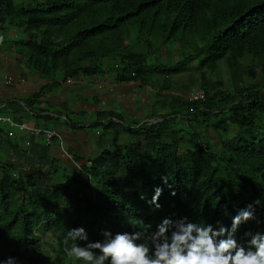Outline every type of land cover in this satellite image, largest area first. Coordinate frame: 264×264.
Instances as JSON below:
<instances>
[{
  "label": "trees",
  "instance_id": "obj_1",
  "mask_svg": "<svg viewBox=\"0 0 264 264\" xmlns=\"http://www.w3.org/2000/svg\"><path fill=\"white\" fill-rule=\"evenodd\" d=\"M0 25L20 33L15 52L47 88L58 83V71L63 79L138 82L137 91L148 85L147 93L161 99L153 98L154 106L163 105L121 127L131 143L100 147L82 163L85 175L76 172L68 183L60 181L65 175L54 179L55 159L36 170L0 162V261L85 264L64 251L71 229L84 228L95 242L105 231L147 236L164 219L230 228L250 204L255 219L236 239L247 247L246 233L264 235V0H0ZM152 45L169 64L147 63ZM220 64L240 86L222 89ZM257 66L259 78L244 81ZM190 70L198 76L188 75L189 91L202 89L203 99H182L166 81ZM36 100L25 105L31 109ZM109 115L100 124L105 130L120 122L119 113ZM157 187L158 209L149 203Z\"/></svg>",
  "mask_w": 264,
  "mask_h": 264
},
{
  "label": "crops",
  "instance_id": "obj_2",
  "mask_svg": "<svg viewBox=\"0 0 264 264\" xmlns=\"http://www.w3.org/2000/svg\"><path fill=\"white\" fill-rule=\"evenodd\" d=\"M19 35L20 33L13 29L0 28V37H3L0 43V113L34 127H39L35 123L41 119H50L54 122L52 129L59 135L62 144H59V139H54L49 146H44L35 141L31 134L22 133L16 127H11L13 135L7 137L3 132L7 133L10 128L1 125L0 152L5 153V159L16 167L45 169L55 159L59 164L73 170L76 164L81 165L92 154L96 155L100 147L106 146L96 139L94 146L98 151L90 150L88 145L93 138H89L85 131L88 125L93 127V135L97 138V135L102 133L100 131L97 134L98 127L112 118L109 113L115 112L117 107L131 117L141 119L145 116V111H139V108L143 106L146 110L150 109L149 93L137 91V85L124 94L120 85L115 86L116 82L110 81H94L81 85L57 83L52 89L47 88V80L23 65L10 43L5 46L4 36L18 38ZM102 84L107 86V93H103ZM139 96L145 101H138ZM30 98L37 99L31 109L25 105ZM109 101L113 102V105L104 108V104ZM93 113L96 123L90 121Z\"/></svg>",
  "mask_w": 264,
  "mask_h": 264
},
{
  "label": "clouds",
  "instance_id": "obj_3",
  "mask_svg": "<svg viewBox=\"0 0 264 264\" xmlns=\"http://www.w3.org/2000/svg\"><path fill=\"white\" fill-rule=\"evenodd\" d=\"M2 41L3 37H0V43ZM53 80L59 84L79 85L89 82L94 83V81L100 82L93 77H85L80 74L63 79L61 71L57 72ZM0 114L10 117L4 113ZM12 120L15 123L24 124L14 119ZM1 124L9 128H18L4 122ZM24 125L27 126V129L20 130L18 128V130L31 134L37 142H41L40 140L43 139L41 143L44 146H49L54 139H59V144H62L59 135L53 129ZM29 128L49 129L54 132V135L47 142L45 137H35ZM7 134L8 137H11L13 135L12 130L8 129ZM110 145H113V143ZM56 163L59 164L58 162ZM81 165L76 164L72 171L79 172L80 175L85 174L81 169ZM59 170L60 168L57 169L56 173ZM55 174L54 179L66 175L63 170H61L59 175ZM164 182L167 184V178H164ZM162 191L161 188L157 187L149 202L151 205H155L157 209L160 208L158 200ZM171 194L175 195V192L173 191ZM259 203V200L254 202L255 205H259ZM253 219H255L254 206L250 204L233 217L230 228L221 225L218 229H214L210 224L201 225L189 222L187 217L177 221L164 219L156 226L157 230L148 233L147 236L142 230L132 233H116L115 235L105 231L103 233L104 240L95 242L89 240L87 232L81 227L69 230L63 240V245L64 251L69 257L84 261L85 264H106V262H109V264H264V235L246 233L245 235L250 237L247 241V247L239 244L236 239L239 227ZM132 226L135 228V225ZM151 227V224L146 225L147 229H151ZM145 239L150 242V245L149 243L139 242ZM70 241L71 244L69 246ZM81 242H83L82 245ZM0 264H16V259L8 257L6 260L0 261Z\"/></svg>",
  "mask_w": 264,
  "mask_h": 264
},
{
  "label": "rangeland",
  "instance_id": "obj_4",
  "mask_svg": "<svg viewBox=\"0 0 264 264\" xmlns=\"http://www.w3.org/2000/svg\"><path fill=\"white\" fill-rule=\"evenodd\" d=\"M134 36H135V32L132 33V38L135 41ZM4 38H5V46H9V43H10V47L11 48H13V46H15L14 41L17 40L16 37L15 38H9L7 36H4ZM169 49H170V60L171 61L175 60L177 58L176 57V52H174L171 47ZM160 53H162V54H160ZM149 54H150V57L147 58V63L148 62L149 63L153 62L154 64H158V63L169 64L170 63L169 61H165V57L162 56V55H164V52L162 51V48H158L157 50H155V46L153 47V45H152L151 49L149 50ZM159 54H160V56L158 57ZM166 59L169 60L167 57H166ZM220 66L222 67V69L219 70V72L221 73V76L219 77V80L222 81V84H223L222 85V89L227 90V89H232V88H234V87H236L238 85L240 86V81H237V80H235L237 82H235L234 84L231 85V79L229 78V76H227L225 74V71L223 70V68L225 69V65L224 64H220ZM188 75L198 76V72L190 70L189 72H184V73H179V74L172 75V76H170L169 78L166 79L167 82L170 81V84H173V88L175 87L174 90H176L178 92V95L182 99H187V95L189 93L188 91L191 88V84L187 81L188 80ZM258 75H259V67L257 66L256 69H255V76L251 77L250 75H244L242 79L244 81H247V82L248 81H255L257 78H259ZM107 77H108V79H112V77H110L109 75H107ZM156 77H157V80L159 82L163 81V76L162 75H157ZM206 77L208 79H210V81H211L213 79H216V74H214V73H206ZM98 80H100V78H98ZM109 81L110 82H114L112 80H109ZM115 82H116L115 86L116 85H118V86L120 85L121 86L123 94L129 89H133L134 85H138L139 84L138 82L136 84L135 83H118L117 81H115ZM147 82H149V81H147ZM101 87L104 88L103 93H107V91H108L107 90V86L102 84ZM142 88H143L142 89L143 91H149V86L148 85H144ZM175 92L173 91V93H175ZM71 96H72V93H71ZM148 98H149V101H150L149 103L151 104L150 109L146 110V108H144L143 106H141V108H139V111L144 110L145 111L144 113L146 115L151 114L152 112H155V109H157V107L163 106L161 104H159V106H154V105H157V103H161V99L160 98H157V97L154 98L153 96H148ZM153 98H154V101L157 102V103L153 102ZM164 98H165V99H163L164 101H168L169 102V98H167V97H164ZM143 100L145 101V99L141 98V96L138 97V101L142 102ZM114 104H116V102H114ZM111 105H113V102L109 101V102L104 104V108L111 107ZM148 106H150V105L148 104ZM164 107H167V104ZM115 112L120 114V117H119L120 122L119 123H116V125H114L113 128H109L107 130L104 129L105 125H102V126L98 127L99 128L98 133H100V131H102V134L99 135V139H100L101 145H106L107 146V145H110V144L113 143V144H118V145L124 146V145H127V144L131 143L133 135L130 132H128V131H122L121 127L122 128L123 127H127L128 125H131L130 127H133V126H136L137 124H139V123H141V122L146 120V119H141L139 117H131L129 114H126L125 112H123L119 107L116 108ZM94 115L95 114L93 113L90 116V121H92V122L96 121ZM105 123H107V122H105ZM35 124L38 125L41 128L42 127H48L50 129H52L53 126H54V122L51 121L50 119H41L40 121L36 122ZM1 125L2 124L0 123V127H1ZM13 129H15V128L13 127ZM93 130H94L93 127H91L89 125L85 129L88 137L89 138H93L92 142H90L88 146H89L90 150L95 152V151H98L97 148L94 146L95 145L94 144V140H96L97 138L93 135ZM40 141L43 142V139H41ZM1 148H2V146H0V149ZM93 156H94V154H92L91 157H93ZM5 158H7L5 153L0 152V162H6L7 159H5ZM55 165H56L57 168H60V170L55 175H59L61 173V170H63L64 173L66 174L65 175V179H60V181L68 183V180L70 181V176H73V175L76 176L75 175L76 172L72 171L71 168L64 167L63 164L55 163ZM83 175H85V174H83ZM79 178H80V181L84 182V178L82 176H80ZM44 239H47V236H45ZM43 248L44 249H48V247H46V246H44ZM44 264H48V262H45Z\"/></svg>",
  "mask_w": 264,
  "mask_h": 264
},
{
  "label": "built area",
  "instance_id": "obj_5",
  "mask_svg": "<svg viewBox=\"0 0 264 264\" xmlns=\"http://www.w3.org/2000/svg\"><path fill=\"white\" fill-rule=\"evenodd\" d=\"M187 98L189 100H199L204 98V91L202 89H196L189 92L187 95ZM0 122H4L7 124H11L13 126H17L20 130L27 129V126L20 123H15L10 117L0 114ZM30 132L37 138L45 137V139L49 140L50 137L54 135V132L49 129H39V128H29ZM11 134V133H9Z\"/></svg>",
  "mask_w": 264,
  "mask_h": 264
}]
</instances>
